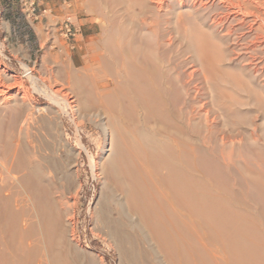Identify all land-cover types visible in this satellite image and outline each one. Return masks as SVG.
<instances>
[{
  "label": "bare ground",
  "instance_id": "1",
  "mask_svg": "<svg viewBox=\"0 0 264 264\" xmlns=\"http://www.w3.org/2000/svg\"><path fill=\"white\" fill-rule=\"evenodd\" d=\"M80 1L100 33L75 58L0 61V264H102L65 116L104 133L92 219L119 264H264V0Z\"/></svg>",
  "mask_w": 264,
  "mask_h": 264
},
{
  "label": "rangeland",
  "instance_id": "2",
  "mask_svg": "<svg viewBox=\"0 0 264 264\" xmlns=\"http://www.w3.org/2000/svg\"><path fill=\"white\" fill-rule=\"evenodd\" d=\"M45 9L49 10L46 14L43 12ZM83 10L80 0H0L1 67L25 81V68L34 70L37 77H46L48 66L43 65H47L49 52L64 48L72 52L75 58L78 49L89 46L91 42L89 40L97 38L100 33L99 25L94 19L96 16L89 15ZM73 16L77 17L79 31L74 36L70 33L66 37L63 35L64 30L60 22L67 18L71 20ZM50 19L55 21L54 30L51 29ZM44 54L47 58L43 59ZM27 85L29 86L28 83ZM34 95L39 105H45L46 99L43 96ZM71 119V116H65L62 133L69 146L79 150L75 159L80 179L73 214L75 227L83 244L89 245L98 256L100 255L102 264H119L116 250L103 235L98 233L92 219L100 180L91 173L89 156L96 159L100 155V146L105 141L104 133L99 126L87 121L76 128ZM80 139L84 149L79 148ZM73 149L71 150L74 151ZM14 181L16 182V179L9 180L11 186L4 192L17 191Z\"/></svg>",
  "mask_w": 264,
  "mask_h": 264
}]
</instances>
